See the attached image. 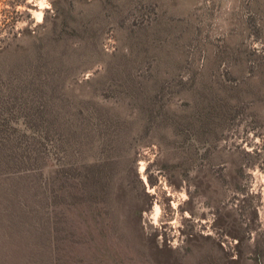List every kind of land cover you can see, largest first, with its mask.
Instances as JSON below:
<instances>
[{"label": "rangeland", "instance_id": "1", "mask_svg": "<svg viewBox=\"0 0 264 264\" xmlns=\"http://www.w3.org/2000/svg\"><path fill=\"white\" fill-rule=\"evenodd\" d=\"M9 1L0 143L54 208L0 179V264H54L56 215L84 264H264V0Z\"/></svg>", "mask_w": 264, "mask_h": 264}, {"label": "trees", "instance_id": "2", "mask_svg": "<svg viewBox=\"0 0 264 264\" xmlns=\"http://www.w3.org/2000/svg\"><path fill=\"white\" fill-rule=\"evenodd\" d=\"M10 4L12 5V9L14 11L12 12L16 16L18 15V12L15 11L16 1L12 0ZM15 1V2H14ZM54 4V3H53ZM17 18V17H16ZM3 25L1 27L0 25V36L2 34H5L6 37L4 39H0V44L5 45L7 43H11L14 38H17V35L14 33V28L16 23L9 22L8 18L7 20H4ZM4 123H7L6 120L3 121ZM9 132V136L15 135L16 130H10L8 129L5 124H0V136L1 138H5V134ZM38 154L39 150L35 146H27L22 147L21 145H7L0 143V179H24V184L22 185V191L26 193V195L21 200V204L23 206V209L27 211L26 213L29 215H33L34 217H37L38 214V205L41 206H48V209L51 210V207L54 208V205L51 203H37V189L35 185V177L37 176V173L41 170L39 167L40 164L38 162ZM64 187V186H63ZM77 187V186H76ZM75 187V191L73 192L72 189L69 191V195L66 197L70 199L69 203L62 201L61 196H57V200H59V205L63 208H65V211L67 213H70V210H75L77 212L76 217L82 218L84 213V207H87L89 200L83 199L80 195H78L77 191L78 189ZM96 197H92V200H95ZM31 199V201H29ZM58 207V206H55ZM88 212H91L92 216H95V213H92V207H87ZM53 211V210H52ZM97 210H95L96 212ZM32 216V218H33ZM34 219V218H33ZM55 221L52 222V230L51 233H48L49 240L54 246L53 249L55 252H58L61 254L60 257H57L54 260V264H69L68 260L76 261L78 264H84V258L80 256V254L75 251V255L71 256V252L73 250H80V249H74L73 245L63 244L65 243V238L61 237V233H66L67 237L66 239H74L75 243L74 245H79L82 242L83 239L82 233H72L65 227H60V223L62 221V217L60 215L55 216ZM32 225V224H29ZM102 251V248H101ZM99 247H95L93 250H90L88 248V252L92 255H95V252H100ZM74 252V251H73ZM76 254L77 257H76ZM66 260V261H65Z\"/></svg>", "mask_w": 264, "mask_h": 264}]
</instances>
